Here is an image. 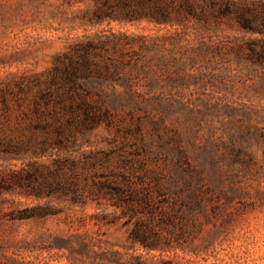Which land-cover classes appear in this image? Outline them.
<instances>
[{"label":"rangeland","instance_id":"obj_1","mask_svg":"<svg viewBox=\"0 0 264 264\" xmlns=\"http://www.w3.org/2000/svg\"><path fill=\"white\" fill-rule=\"evenodd\" d=\"M92 9L88 1L0 0V264H264V84L258 67L228 50L258 34L223 22L185 30L145 19L95 23ZM112 34L133 39L128 72L136 61L148 73L131 69L127 84L115 82V93L131 102L69 151L79 185L94 193L77 202L37 197L32 188L43 192L49 176L28 178L26 170L65 155L56 147L41 153L39 141L77 113L49 82L55 58L75 41ZM174 34H211L226 46L175 48L184 69L173 72L171 56L167 64L159 58ZM96 82L89 101L116 97L108 79ZM127 187L150 191L159 235L176 230L158 236L163 248L132 241L142 216L112 189Z\"/></svg>","mask_w":264,"mask_h":264},{"label":"trees","instance_id":"obj_2","mask_svg":"<svg viewBox=\"0 0 264 264\" xmlns=\"http://www.w3.org/2000/svg\"><path fill=\"white\" fill-rule=\"evenodd\" d=\"M63 3L70 4L71 1L91 2L93 5L92 17L95 23H101L104 19L118 20L123 22H135L145 19L157 24L175 26L185 30L188 24L194 26H203L210 29L212 25L225 23L229 29L248 34H258V37H249L244 43L232 42L228 50L232 51L236 58L248 61V64L258 67L260 79L264 84V0H61ZM122 37L112 34L110 37L98 38L97 40L75 41L68 45L66 52L57 55L55 58L54 72L50 77L51 85L57 84L56 92L66 97L69 101V110H76L74 115L66 120V125L56 121L52 131H48L39 141V150L41 153L51 155V151L56 147L65 155H58L52 158L51 165L39 164L34 162L25 174L28 178H35L39 175L45 178L46 174L49 180L45 185V190L41 188H32L37 197L42 193L46 197L57 194L59 199L77 202L81 199L84 191L93 195L92 185L85 183L80 186L77 179L76 161L69 153L72 149H78V136H84L94 129L101 118H108L111 110L124 109L131 102L129 97H122L115 93V82L123 81L127 84L132 75L131 69L140 70L147 75L148 71L142 65L133 62L127 70L129 46L133 39L126 35ZM211 34H174L169 38L170 46L164 48L165 53L159 60L161 63L170 64L173 69L176 64L174 57L175 48L180 50L184 47L194 48V51L201 49H213L218 52L225 48L219 39H214ZM196 43V44H195ZM113 47L114 55L107 54V46ZM146 43L141 44L145 48ZM227 48V47H226ZM104 53V54H102ZM171 56L170 59L167 57ZM153 57V56H152ZM174 67V68H173ZM178 69L184 67L177 65ZM59 74H63V78ZM223 75V73L221 74ZM108 79L111 91L116 97L108 96L103 99L98 96L97 101L91 102L87 98L95 93L93 92L97 80ZM61 81V82H59ZM128 94L133 90L128 86ZM96 91V90H95ZM264 93V90H261ZM100 93V92H99ZM263 95V94H262ZM74 99H77L74 101ZM75 105V109H73ZM195 112L201 110L195 106ZM234 109L231 108V115ZM245 119L249 120V113L243 111ZM51 132V134H50ZM39 152V153H40ZM85 157V156H84ZM87 160V159H86ZM91 161V158L90 160ZM90 167L95 165V161L86 162ZM18 185L24 186L25 182L19 177ZM181 183L189 185V180H183ZM27 186V185H25ZM180 189V185L176 184ZM117 193L116 200L119 203H126L128 210L132 214H141L134 228L131 231V239L139 242L144 248H163L160 238L175 237L178 234L173 226L168 227L166 235H159L158 228L155 227L154 202L149 190L136 191L130 187L126 189L112 188ZM158 194V183L156 185ZM180 202H186L181 198ZM178 207V206H177ZM183 215V212H180ZM170 222V220H168ZM158 227V225H157ZM159 236V237H158Z\"/></svg>","mask_w":264,"mask_h":264}]
</instances>
